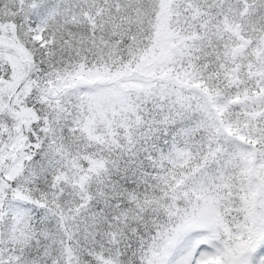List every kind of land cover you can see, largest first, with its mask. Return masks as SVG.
I'll list each match as a JSON object with an SVG mask.
<instances>
[{
  "label": "snow or ice",
  "instance_id": "obj_1",
  "mask_svg": "<svg viewBox=\"0 0 264 264\" xmlns=\"http://www.w3.org/2000/svg\"><path fill=\"white\" fill-rule=\"evenodd\" d=\"M0 264H264V0H0Z\"/></svg>",
  "mask_w": 264,
  "mask_h": 264
}]
</instances>
